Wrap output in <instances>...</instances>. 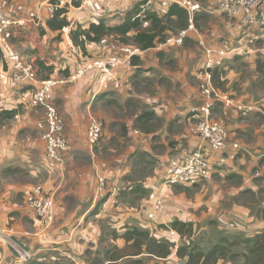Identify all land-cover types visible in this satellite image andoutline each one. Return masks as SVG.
Here are the masks:
<instances>
[{"label":"crops","instance_id":"1","mask_svg":"<svg viewBox=\"0 0 264 264\" xmlns=\"http://www.w3.org/2000/svg\"><path fill=\"white\" fill-rule=\"evenodd\" d=\"M198 1L202 9L196 12L192 26L189 19L187 28L167 31L166 41L147 50L139 49L138 65L121 68V75L129 79L121 90L97 94L94 77L89 73L54 88V100L72 147L60 169L45 165L46 142L37 128L44 111L32 107L29 100L34 85L12 88L10 66L0 60V107H19L14 119L0 125V176L4 181L0 230L11 229L14 241L31 252L34 260L43 264H188L187 255H178L180 247L189 252L194 246L206 252L228 242L225 256L216 264H264V179L255 175L256 169L264 166V86L258 82L256 72L257 61L264 60V28L242 25L241 14L230 18L220 9L221 0ZM49 3L11 0L7 8L15 19L31 12L39 17L38 22L27 26H12L7 36L12 47L35 67L40 80L55 76L67 79L64 72L74 73L88 58L109 53L111 46L117 56L125 55L123 46L110 38L88 44V54L84 55L72 42L71 26L63 30L48 26ZM138 3L139 0H96L88 6L68 3V18L72 23L105 20L115 24ZM165 10L159 8L161 13ZM183 31L186 33L181 43L168 41ZM207 48L230 51L214 75L216 88L238 102L256 104L248 117L240 116L235 109L225 116L229 144L223 152H212L193 131L195 110L208 101L200 90ZM244 68L250 70L249 74H243ZM142 79H150L151 85L136 89V82ZM132 97L143 100V104L135 103ZM122 103L134 106V112L122 117L118 109ZM223 107L221 100L216 102L215 117L222 115ZM143 111L149 114L141 119ZM92 116L105 124L102 140L93 150L87 141ZM125 140H131L129 147L117 152L115 146ZM235 142L241 149L236 158H228ZM199 146L210 154L212 176L239 175L243 183L227 187L202 185L194 188L191 197L178 187L188 190L199 185H174L168 190L164 175L170 161L182 149ZM222 157L227 160L219 164ZM96 168L107 177L102 196L97 193ZM21 170L31 175V182L16 177ZM34 184L43 185L54 199L56 216L48 226L32 216L24 199L23 193ZM152 191L171 194L165 210L154 220L148 218L152 209L147 198ZM246 192L255 194V204L246 199ZM228 193L233 197L229 205ZM238 193H242L240 202L234 201ZM202 205L206 207L201 213ZM175 220L192 224V234L179 235L169 255L154 252L152 239L170 242V225ZM0 264H22L1 239Z\"/></svg>","mask_w":264,"mask_h":264},{"label":"built area","instance_id":"2","mask_svg":"<svg viewBox=\"0 0 264 264\" xmlns=\"http://www.w3.org/2000/svg\"><path fill=\"white\" fill-rule=\"evenodd\" d=\"M74 0H58L57 4L49 3V12L54 16L57 7H63ZM82 6L92 5L96 0H76ZM10 0H0V49L5 53L7 62L10 66L9 83L12 88H18L22 85L33 84L34 89L30 95V104L34 108H41L44 111L43 118L37 121V128L42 130V138L46 142V162L50 169H60L64 166L67 156L71 152V145L65 135V121L62 117L54 100V88L68 81H75L85 77L88 73L97 75L96 93L104 90H121L128 83L129 79L121 75V68L131 65V58L139 53L138 48L123 47L124 56H111L107 53L102 54L96 59L88 60L83 67L76 70L67 78L51 77L40 80L35 67L26 62L23 57L12 47L8 40L7 33L12 26H27L39 21V17L34 12L24 17L13 18L7 13ZM176 3L188 12L191 26L193 24L196 12L202 9L198 0H139L141 15L147 10H153L156 5L161 8H168ZM220 9L230 18L241 14L240 22L246 27L264 28V1L263 0H221ZM147 25V23H146ZM183 31L176 42H182ZM230 51L225 48L206 49V60L202 70L200 90L208 98L205 104L195 110L196 122L193 131L202 138L212 152H223L227 150L229 144V130L225 116L231 109H235L242 117L250 116L256 110V104H245L238 102L234 98L222 93L213 83L212 70L224 65ZM222 101L224 104L223 113L215 117L213 113L216 102ZM264 116V110H262ZM104 123L97 117H91L87 127V141L89 146L95 148L102 139ZM31 138L28 137V140ZM241 149L239 143H233V153L228 158H236V154ZM227 157H222L219 164H224ZM214 166L210 154L203 147L196 149L185 148L180 151L169 163L165 170L164 181L167 185H185L193 186L201 183L213 174ZM257 177L264 178V166L255 171ZM97 193L99 196L104 194L106 189V178L103 174L98 175ZM169 193L152 191L148 195V202L151 203V212L149 219H156L166 207ZM26 203L45 225L51 224L55 220V202L52 196L45 192L41 185L33 186L26 197ZM171 241H178L175 230L171 229ZM15 242V241H14ZM17 243V242H16ZM18 254V261L27 262L33 259L31 252L25 250L17 244L13 248Z\"/></svg>","mask_w":264,"mask_h":264},{"label":"trees","instance_id":"3","mask_svg":"<svg viewBox=\"0 0 264 264\" xmlns=\"http://www.w3.org/2000/svg\"><path fill=\"white\" fill-rule=\"evenodd\" d=\"M52 4H57L58 0H49ZM71 5L80 6L79 2L74 0ZM160 9H164L159 7ZM159 8L153 10H147L141 15L140 7L137 5L134 9L127 12L123 20L111 24L105 20H100L99 22H90L88 24L72 23L68 18L69 4L63 7H57L54 16L48 20V26L53 30H63L66 27L71 26V39L73 44L82 50L83 54H88L87 46L91 43H101L107 38L112 39L116 44L123 47H133L140 50H147L149 48L155 47L157 43L166 41L168 38L167 31L176 32L177 29H185L189 25V15L185 8L173 3L164 12H160ZM147 23V25H146ZM109 39V40H110ZM108 40V41H109ZM0 60H2L6 67H8V62L3 50L0 49ZM89 60H92L89 58ZM140 61V56L135 54L131 58V64L133 66L138 65ZM222 67V66H220ZM53 69V68H52ZM140 68L136 70L139 71ZM219 67L212 70L213 72V83L214 75ZM68 71V70H67ZM256 72L259 74L258 82L264 86V60L259 59L257 61ZM64 77H70L72 75L71 71L64 72ZM93 75L95 80V86L97 85V75L95 72L89 73ZM57 77V76H55ZM51 78V77H49ZM219 89V88H218ZM99 94V93H98ZM19 114V107L12 109H3L0 107V121H10L14 119ZM149 112L143 111L140 118H144ZM197 185V184H196ZM194 186V185H193ZM246 197L250 203H256L254 200L255 194H248L246 192ZM175 230L177 237L192 234V224L184 223L179 220L172 222L170 226ZM16 241V240H15ZM17 242V241H16ZM152 250L154 252L169 255L171 254V246L175 243L171 241H157L152 239ZM228 242H221L211 249L201 250L197 247H192L188 252L186 247H180L178 249V255L180 257L188 256V264H216L218 260L225 256L228 246ZM15 257L18 260L17 252L11 248ZM202 260V261H201ZM22 264H43L41 261L31 259L27 262H22Z\"/></svg>","mask_w":264,"mask_h":264},{"label":"rangeland","instance_id":"4","mask_svg":"<svg viewBox=\"0 0 264 264\" xmlns=\"http://www.w3.org/2000/svg\"><path fill=\"white\" fill-rule=\"evenodd\" d=\"M10 2H11V0H10ZM111 42V41H110ZM110 42H108V44L110 43ZM111 44V43H110ZM112 44H114V43H112ZM119 46V45H118ZM113 48V46H111V48H110V51H109V53H107L108 55H111V56H113V55H115V56H117L116 54H115V51L116 50H113L112 49ZM122 53H123V51H122ZM119 54V53H118ZM96 58H98V57H93L92 59H96ZM89 59V58H88ZM227 60V59H226ZM225 60V61H226ZM86 62H87V60H86ZM142 66L144 67V64H142ZM246 70H248L247 72H246ZM242 72H243V74H249V72H250V70L248 69V68H244V69H242ZM158 76V75H157ZM157 76H154L153 78H155V79H157L158 77ZM9 77H10V73H9ZM203 77V75H201V78ZM61 78V77H60ZM149 78H151V77H149ZM141 81H142V83H141ZM141 81H137L136 82V85H135V88L136 89H141L142 87H144V86H150L151 85V80L149 79V80H145V79H142ZM200 83H201V79H200ZM141 84V86H138V85H140ZM10 85V84H9ZM97 87V86H96ZM97 90V89H96ZM116 91V90H115ZM125 91V90H124ZM132 99L135 101V103H140V104H143V100H141V99H138V98H133L132 97ZM122 101H123V99H122ZM125 101V100H124ZM124 101H123V103H124ZM121 104L122 106H120V108H118V109H120L121 110V112H120V114H121V116L123 117V115H125V116H129V114H132L133 112H134V106H125L124 104ZM129 107V108H128ZM92 117H95V116H92ZM5 122H8V121H5ZM4 121L3 122H1L0 121V125L2 124V123H5ZM104 123V122H103ZM262 123V122H261ZM1 127V126H0ZM104 127H105V124H104ZM119 128H120V126H119ZM102 137H103V135H102ZM30 138V137H29ZM24 140H27V137H25L24 138ZM102 140V139H101ZM101 142V141H100ZM100 142H99V144H100ZM131 143V140H125L124 142H122V143H119V144H117L116 146H115V149L117 150V152H121V151H125L129 146V144ZM98 144V145H99ZM97 145V146H98ZM96 146V147H97ZM95 147V148H96ZM95 148H93V149H95ZM92 149V148H91ZM92 149V150H93ZM45 162H46V159H45ZM41 164H45V163H42L41 162ZM46 167H47V162H46ZM167 168V167H166ZM98 169V170H97ZM147 171H149V170H147ZM146 171V172H147ZM96 179H97V185H98V180H99V177H98V175L99 174H103L104 176H105V178H106V188H107V177H106V175H105V173H103V171H101V170H99V168H96ZM18 176H16L17 178H19V179H21L22 181H32V179H31V175H28L24 170H21V171H18V174H17ZM213 175V174H212ZM164 177H165V175H164ZM261 179H264V178H262V177H260ZM3 180L1 179V176H0V192L3 190ZM243 182H242V178L239 176V175H233V176H231V177H228V178H226V177H224V176H222V175H215V176H211V177H209V178H207L206 180H204V181H202L201 183H199V184H197V185H199V186H195V187H191V188H188V190H184V189H186L185 187H178V189H180V190H182V191H184L185 193H186V196H188V197H191L192 195H193V193L195 192V190L196 189H194V188H196V187H200V186H202V185H220V186H232V185H236V184H242ZM31 185V184H30ZM36 185H41V184H34V185H32L31 186V188L33 187V186H36ZM41 186H43V185H41ZM30 187V186H29ZM97 187V186H96ZM30 188V189H31ZM30 189L28 188V189H26V192L25 193H23V195H24V199H25V201H26V197H27V194L29 193V191H30ZM170 189H173V187H172V185H168V190H170ZM106 190V189H105ZM45 192L47 193V191L45 190ZM48 194V193H47ZM222 194V193H221ZM205 195H213V193H205ZM225 195H227V194H224L223 196H225ZM230 196H232V195H230L229 193H228V205L229 204H231V202L233 201V197H230ZM241 197H242V193H238V194H236L235 195V198L236 199H234V201H237V202H240L241 201ZM249 198H251V197H249ZM247 199V198H246ZM254 200H256L257 201V199H256V197L254 196ZM202 207H203V209L202 210H200V212L202 213V211L203 210H205V207H206V205H202ZM32 216H34L35 217V219L38 221V222H40L41 224H43L42 222H41V220H39L33 213H32ZM52 224V223H51ZM43 225H45V224H43ZM50 225V224H49ZM45 226H48V225H45ZM171 226V225H170ZM11 230V229H10ZM10 230H7V231H1L0 230V239L1 240H3L4 242H6V244H8V246H10L11 248H14V246H17V243H16V241L14 242V238H12L13 236H14V234H12L11 233V231ZM19 262H20V260H19Z\"/></svg>","mask_w":264,"mask_h":264}]
</instances>
